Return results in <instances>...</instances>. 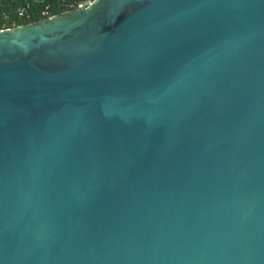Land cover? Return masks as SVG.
<instances>
[{
  "label": "water",
  "instance_id": "1",
  "mask_svg": "<svg viewBox=\"0 0 264 264\" xmlns=\"http://www.w3.org/2000/svg\"><path fill=\"white\" fill-rule=\"evenodd\" d=\"M0 264H264V0L0 29Z\"/></svg>",
  "mask_w": 264,
  "mask_h": 264
},
{
  "label": "built area",
  "instance_id": "2",
  "mask_svg": "<svg viewBox=\"0 0 264 264\" xmlns=\"http://www.w3.org/2000/svg\"><path fill=\"white\" fill-rule=\"evenodd\" d=\"M7 1V3H6ZM63 5L64 0H4L0 6V29H10L18 26L21 19H29L34 14L43 18L52 17L57 13L52 11L51 2ZM93 0H67V4L60 8L67 11L78 6L92 3ZM38 4V5H37ZM60 7V6H59ZM60 11V12H62Z\"/></svg>",
  "mask_w": 264,
  "mask_h": 264
},
{
  "label": "trees",
  "instance_id": "3",
  "mask_svg": "<svg viewBox=\"0 0 264 264\" xmlns=\"http://www.w3.org/2000/svg\"><path fill=\"white\" fill-rule=\"evenodd\" d=\"M2 1H4V0H0V6H1V2ZM6 3H7V1H6ZM51 4H52V11L54 12V13H59L60 11H62L61 9H60V4L59 3H57V2H51ZM38 5V4H37ZM43 17L41 16V15H39V14H34L31 18H29V19H21L20 21H19V24H25V23H29V22H33V21H37V20H40V19H42Z\"/></svg>",
  "mask_w": 264,
  "mask_h": 264
}]
</instances>
